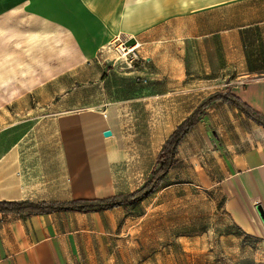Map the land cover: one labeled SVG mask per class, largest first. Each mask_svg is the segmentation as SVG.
<instances>
[{"label": "crops", "instance_id": "1", "mask_svg": "<svg viewBox=\"0 0 264 264\" xmlns=\"http://www.w3.org/2000/svg\"><path fill=\"white\" fill-rule=\"evenodd\" d=\"M88 3L96 15L106 16L104 8ZM136 14L142 16L141 8ZM121 15L106 38L122 33L127 46H141L155 78L165 81V96L171 95L167 111L184 113L165 128L150 123L154 149L141 153L127 147L123 125L113 122L108 109L67 110L79 102L75 98L67 103L66 96L55 107V123H47L52 132L5 137L0 200L64 201L132 192L155 167L160 147L175 126L216 90L231 92L264 115V0H150L148 16L137 23L130 18L122 22ZM22 28L13 13L0 17V85L6 92L10 83L26 80L25 73L36 69L33 65L41 69L47 64L44 59L26 60L22 46V56L11 48ZM108 58L99 54L93 63L104 67ZM105 129L111 135L103 136ZM175 159L162 185L168 177L167 185L193 177L188 181L215 186L223 197L222 209L235 225L248 234L264 233L256 209L260 205L264 213V127L233 104L212 102L179 142ZM140 160L150 166L145 175ZM128 207L0 212V264H73L82 254L81 245L87 248L88 241L101 238L119 218L117 213Z\"/></svg>", "mask_w": 264, "mask_h": 264}, {"label": "rangeland", "instance_id": "2", "mask_svg": "<svg viewBox=\"0 0 264 264\" xmlns=\"http://www.w3.org/2000/svg\"><path fill=\"white\" fill-rule=\"evenodd\" d=\"M84 1L0 0V17L13 13L24 26L11 48L22 56V46L26 60L47 63L41 69L33 65L27 79L10 83L7 92L0 85V154L5 137L52 132L47 123H55V107L66 96L67 103L79 102L67 110L108 109L113 122L123 125L127 147L141 153L154 149L150 123L164 127L184 113L167 111L171 95L165 96V81L155 78L141 46L122 53L116 48L122 33L105 35L120 13L122 22L130 18L134 24L147 17L150 0H92L104 8V17ZM140 8L142 16L136 14ZM99 54L109 56L104 67L93 63ZM139 164L145 175L149 164ZM168 178L153 194L117 213L101 238L88 241L87 248L81 245L73 264H264V233L248 234L235 225L215 186L188 181L193 177L167 185Z\"/></svg>", "mask_w": 264, "mask_h": 264}, {"label": "trees", "instance_id": "3", "mask_svg": "<svg viewBox=\"0 0 264 264\" xmlns=\"http://www.w3.org/2000/svg\"><path fill=\"white\" fill-rule=\"evenodd\" d=\"M102 75V78H104ZM233 104L257 124L264 127V115L253 109L229 91L216 90L205 98L180 122L162 143L157 154L156 165L145 182L129 193L110 195L103 198L70 199L64 201L0 200L1 213L22 215L43 214L53 211L74 210L81 212L102 211L118 206H132L153 194L162 185L169 169L176 163L177 146L191 127L201 118L204 109L215 101Z\"/></svg>", "mask_w": 264, "mask_h": 264}, {"label": "built area", "instance_id": "4", "mask_svg": "<svg viewBox=\"0 0 264 264\" xmlns=\"http://www.w3.org/2000/svg\"><path fill=\"white\" fill-rule=\"evenodd\" d=\"M117 50L122 52V53H128L131 51H134L135 46H127L125 42L120 41L117 45Z\"/></svg>", "mask_w": 264, "mask_h": 264}, {"label": "water", "instance_id": "5", "mask_svg": "<svg viewBox=\"0 0 264 264\" xmlns=\"http://www.w3.org/2000/svg\"><path fill=\"white\" fill-rule=\"evenodd\" d=\"M102 134H103V136H109V135H111V130H110V129H105V130L102 132ZM256 209H257V211H258V214H259L260 219H261V221H262V223H263V226H264V213H263V211H262L260 205H257V206H256Z\"/></svg>", "mask_w": 264, "mask_h": 264}]
</instances>
